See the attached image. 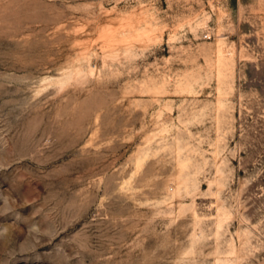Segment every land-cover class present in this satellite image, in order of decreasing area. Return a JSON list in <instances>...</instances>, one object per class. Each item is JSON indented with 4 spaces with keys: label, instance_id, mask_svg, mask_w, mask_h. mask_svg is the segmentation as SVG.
Wrapping results in <instances>:
<instances>
[{
    "label": "rangeland",
    "instance_id": "obj_1",
    "mask_svg": "<svg viewBox=\"0 0 264 264\" xmlns=\"http://www.w3.org/2000/svg\"><path fill=\"white\" fill-rule=\"evenodd\" d=\"M0 264H264V0H0Z\"/></svg>",
    "mask_w": 264,
    "mask_h": 264
}]
</instances>
